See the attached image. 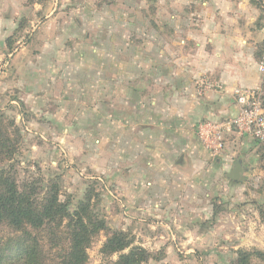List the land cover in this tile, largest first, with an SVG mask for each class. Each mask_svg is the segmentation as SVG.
<instances>
[{
	"label": "rangeland",
	"instance_id": "obj_1",
	"mask_svg": "<svg viewBox=\"0 0 264 264\" xmlns=\"http://www.w3.org/2000/svg\"><path fill=\"white\" fill-rule=\"evenodd\" d=\"M227 1L247 2L246 9L256 15L253 26L260 29V0ZM203 11L217 13V1L0 0V118L16 145L12 160L0 169L12 166L18 184L28 177L41 178L43 185L57 183L59 199L68 203L70 212L90 197V209L102 217L106 230L87 248L86 264H115L119 253L101 252L114 232L128 234L133 245L148 251L144 264H232L238 250L264 254V145L235 134L231 146L217 156L229 148L228 154L234 153L231 163L217 166V176L206 179L205 195L200 196L205 216L188 223L185 235H177L181 241L157 242L141 236L149 238L156 230L126 212L118 171H105L102 130H74L75 122L84 120L87 103L100 106V99L88 100L101 96L100 85L89 84L86 77L91 80L94 69L101 67L103 51L120 42L128 56L141 43L162 44L174 29L201 21L197 14ZM244 138L249 141L246 152L238 149ZM238 160L246 170L243 183L226 178ZM46 231L40 240L42 254L50 259L48 264H60L59 256L68 247L66 236L55 249ZM249 264L264 261L252 257Z\"/></svg>",
	"mask_w": 264,
	"mask_h": 264
},
{
	"label": "crops",
	"instance_id": "obj_2",
	"mask_svg": "<svg viewBox=\"0 0 264 264\" xmlns=\"http://www.w3.org/2000/svg\"><path fill=\"white\" fill-rule=\"evenodd\" d=\"M214 1L217 13H198L201 21L174 29L162 44L141 43L128 56L125 43L111 45L97 73L86 77L101 88V98L88 100L101 103L94 108L87 103L84 120L79 118L74 130H102L105 171H118L126 212L156 230L149 238L140 234L146 241H181L177 235H185L188 223L205 216L200 196L206 179L217 176V166L231 163L234 153L228 148L219 158L211 156L197 137V126L233 117V90L262 82L254 50L264 33L253 26L256 15L246 9L247 2ZM199 78L213 88L199 95ZM234 135L225 136L224 147L231 146ZM247 142L239 151L246 152Z\"/></svg>",
	"mask_w": 264,
	"mask_h": 264
},
{
	"label": "trees",
	"instance_id": "obj_3",
	"mask_svg": "<svg viewBox=\"0 0 264 264\" xmlns=\"http://www.w3.org/2000/svg\"><path fill=\"white\" fill-rule=\"evenodd\" d=\"M257 3L261 7L257 27L264 33V6L262 0ZM263 56L264 38L254 50L257 61ZM260 89L264 109V75ZM15 151V142L0 118V165L11 161ZM12 172V166L0 169V264H48L50 259L43 256L40 241L45 230L53 238L55 249L61 247L60 239L66 236L68 247L59 256L60 264H86L87 248L96 235L106 230L102 217L90 209V197L86 195L70 212L68 203L59 199L57 183L48 181L43 185L41 178L28 177L18 184ZM133 243L128 234L114 232L107 237L101 252L119 253L115 264H144L150 254ZM236 254L232 264H249L252 257L264 261V254L259 251L238 250Z\"/></svg>",
	"mask_w": 264,
	"mask_h": 264
},
{
	"label": "built area",
	"instance_id": "obj_4",
	"mask_svg": "<svg viewBox=\"0 0 264 264\" xmlns=\"http://www.w3.org/2000/svg\"><path fill=\"white\" fill-rule=\"evenodd\" d=\"M257 70L264 75V56L257 63ZM198 94L212 89L213 85L205 78L196 80ZM234 116L218 121H204L197 126V137L204 149L216 158L224 148L225 136L234 133L249 137L264 145V109L260 87L238 88L233 92Z\"/></svg>",
	"mask_w": 264,
	"mask_h": 264
},
{
	"label": "water",
	"instance_id": "obj_5",
	"mask_svg": "<svg viewBox=\"0 0 264 264\" xmlns=\"http://www.w3.org/2000/svg\"><path fill=\"white\" fill-rule=\"evenodd\" d=\"M245 168L242 165L241 160L234 163L233 167L226 174V178L235 183H243L245 178Z\"/></svg>",
	"mask_w": 264,
	"mask_h": 264
}]
</instances>
